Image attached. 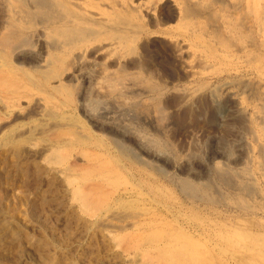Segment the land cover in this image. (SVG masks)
Returning <instances> with one entry per match:
<instances>
[{
  "label": "rangeland",
  "instance_id": "obj_1",
  "mask_svg": "<svg viewBox=\"0 0 264 264\" xmlns=\"http://www.w3.org/2000/svg\"><path fill=\"white\" fill-rule=\"evenodd\" d=\"M30 1L0 0V34L13 28L18 46L32 40V47L14 51L0 46V264H264V0H165V16L170 6L177 8L175 14L189 7L193 11L187 19L176 16L164 25L150 23L146 14L159 0H80L87 13L112 21L126 17L156 35L159 43L183 41L208 62L195 67L198 73L189 79L175 74L167 86V95L176 99L170 112L183 109L178 98L203 92L197 89L200 84L207 85V93L209 88L220 90V110L208 105L199 123L172 134L178 159L151 157L141 139L117 127V118L132 114L126 102L148 99L145 88L132 81L121 88L128 95L125 109L108 100L97 113L85 109V89L115 68H102L106 62L92 56L76 57L89 45L105 43L108 34L94 44L65 45L61 32L72 35L77 25L29 21ZM59 1L68 3V10L62 5L59 12L76 10L69 0ZM140 3L143 10L132 14ZM55 41L54 50L50 45ZM134 44L126 49L140 53V43ZM156 53L149 48L140 54L150 62ZM122 57L132 59L126 53ZM152 74L168 82L161 67L155 66ZM240 113L251 124L227 131ZM222 139L234 145V159H227ZM116 143L130 149L129 158L121 157ZM192 153L198 155L190 168ZM225 164L241 173L250 167V181L259 191L254 201L242 203L222 188L225 197L219 203L198 204L174 185L182 177H207L211 168Z\"/></svg>",
  "mask_w": 264,
  "mask_h": 264
},
{
  "label": "bare ground",
  "instance_id": "obj_2",
  "mask_svg": "<svg viewBox=\"0 0 264 264\" xmlns=\"http://www.w3.org/2000/svg\"><path fill=\"white\" fill-rule=\"evenodd\" d=\"M69 3L74 5L73 8L74 7L76 8V10L74 12L73 11L72 12L67 11L68 8H66V6L64 5L66 3H63L62 1L60 2L59 0H32L27 5V7H29V10H30L27 16H28V18H30L29 21L35 22V23L39 22V23L44 24V25H53L56 23V21L60 24L69 23V22L75 23L77 26L74 27V29L70 30V31H72V35H69V33H66V31L64 33L61 32V34H60L61 38L64 40L65 45L72 44L73 42H76V41H89V43H92L93 41L96 42V40H98V38H101L104 35L108 34L109 40H106L105 43L100 42L99 45H94L92 47H91V45H89L85 49H83V51L81 52L80 55H78L76 57V61L77 60L82 61L83 59H86L88 56H92V57H95L97 59H101V61L103 60L104 62L103 61L102 62L104 63V65L106 62V64L108 66H104L102 68H106V69L115 68V71L108 72V74H105L101 78H98V79L96 78L97 80H95L91 85L89 83L90 87L85 89L86 90L85 96H83L85 98V103H86V107H87L85 109L91 111L92 113H97L100 110L99 107L104 102H106L107 100L110 103H112L111 105L118 104L120 107L126 106L128 104L127 107L129 109H127V110H130L129 114L132 113L131 116L125 114L126 116H122L119 119L117 118L116 124L118 125L117 127H120L122 129L121 131H124L122 133H124V135H125V134H128L127 132H129V133L132 132L130 134H133V136L135 134L139 138V140L141 139L140 141H142V143H143V145H141V148L146 149V151L148 152V154L151 157L153 156V157L158 158L157 155L167 154V155H171V157L172 156L177 157V159H178L180 156V150H179V148H176V146L174 145V143L172 141V137L174 135L172 136V134H174L177 129L179 130L181 126H185L188 123L197 124L196 121L198 119H200L201 116H203L201 113H202V111L208 109V105H212V107L215 110H220V107H221L220 106L221 103L219 102L220 90H219V88H216V87L220 86V89H222V87H221L222 85H219V86L216 85V87L212 86L213 88H216V89L212 90L211 88H209L211 90V92L207 93V92H205V89H207V85L200 84L198 86V88L197 87L196 88L198 89V91L203 90L204 93L200 92L201 94L198 93L199 94L198 95L195 93L196 95H194L192 92V94H190V96H189V94L187 95L186 100H182V101H181V97L179 96L180 98H178L179 100H177V102L183 103L184 107H183V109L180 108L182 110H175L173 112H170L169 110L173 109L172 104L175 103L176 99H173L171 96L167 95V93H166L168 90L167 86L169 87V85H171L175 81V80H173L175 77L174 76L175 74L178 75L179 77L180 76L184 77V79H189L190 77L196 76V74L198 72H196V70L194 71L195 67L202 66V68H203V64L205 66L206 61L202 57L192 54L189 47L183 41L182 42H179V41L173 42L172 41L171 45L165 46V45L159 43L158 37L156 35H154L152 32L148 31L146 28L142 27L139 24H136L135 22H133L135 24L128 23L125 19L126 17L124 18V17L119 16L118 19L115 18L116 20L112 21V20H110V18L106 19L107 17L105 18L104 16H103L104 17L103 18L102 16H100L96 13H92V12L87 13V11L86 12L83 11V8L81 7V4H80V0H69ZM23 4L26 5L25 2H23L22 5ZM125 4H126V2H125ZM189 4H191V3H189ZM62 5L65 6V9H67L63 13L58 11V9ZM166 5L167 4H166L165 0H159L154 5H151L153 7L148 9V11L146 12L150 23H155L157 21H161L160 24L164 25L168 22L176 21L175 20L176 16H177L178 21H180L181 19L184 20V19L188 18L187 13L190 12L189 14H191V11H193L192 10L193 7H191V9L189 7V10L187 8V10H185L184 12H182V13L177 12L178 14L177 13L175 14V12H173V9L175 11V10H177V8L175 6H173V7L170 6V7H168V15L169 16H165L164 10L166 8ZM119 7H120V5H119ZM121 7H122V4H121ZM127 8H129V7H126V9ZM142 10H143L142 4L141 3L136 4V6L132 7V14H134V13L136 14V12H139ZM122 11H124V10H122ZM142 13H144V12H142ZM192 15H193V13H192ZM192 15H190V16H192ZM77 22H79V23H77ZM11 29H12V31H11ZM11 29H10V31L8 30L6 33L0 34V46L2 48L13 50L15 48H21V47L22 48L23 47H32V40L27 39V38L25 40H22V42L19 43V46L14 45V43L16 44L15 41H17V40H15V39H17L18 34H17V32L13 31V28H11ZM48 29H50V28H48ZM95 42H93V44ZM166 42H164V43H166ZM132 43H135L138 45L140 43V45L139 46L137 45V46L139 47V50H141L142 54L144 52H146L149 48H154V52L157 50L156 55L157 54L158 55H157V57H155L152 60L154 62H152L150 59V62H152V64H150L149 59L147 57L149 55V52H148L147 56L146 55L141 56V54H140L141 52L140 53L137 52L138 51L137 48L129 49V50L126 49V46L132 45ZM57 44H59L57 41L52 42L50 45V48H52V49L57 48ZM40 51H42V49ZM125 53L127 55H131L132 59L129 61H124L122 56L123 55L125 56ZM150 55H151V53H150ZM206 63H208V62H206ZM155 66L161 67L162 71L167 76L165 79H168V82L162 83L160 81L161 80L160 78H158V77L156 78V76L154 74H152V70L155 68ZM132 69H134L135 71L131 72L130 70H132ZM240 78L238 79V82L241 81ZM227 79H229V78H227ZM162 80H164V78ZM131 81L133 84L135 83L137 86L145 88V91H146L145 94L146 95L148 94V99H146L145 101L140 100L142 98H138V96L135 95L134 97L138 98L140 101H134L130 104L128 102H126L127 104L125 103L124 100H126V99H124V98L128 95H125L126 93L122 92L121 88L124 87V85H126L128 82H131ZM158 82H161V83H158ZM224 82H225V80H224ZM235 82H236V80H235ZM215 84H216V82H215ZM185 94H187V93H185ZM113 95L116 96V97H113L114 100L112 99ZM183 96H185V95H183ZM109 99H112V100H109ZM209 101H210V103H209ZM119 106L116 105V107H118V108H119ZM123 109H125V108H123ZM198 111L199 112L201 111L200 114ZM127 113H128V111H127ZM244 113L246 114V112H244ZM120 115H121V113H120ZM249 118L250 117H248V119ZM146 119H148L149 121L151 120L152 122L150 121L147 124V122L145 121ZM248 119H247L246 115H244L243 113H240V116H237V117L235 116V118H234L236 123L233 124L234 125L233 128H232V126H230L229 124L227 125V123H226V125H227L226 130L229 132L233 131L232 129H236V126L240 130L246 129L245 122L249 121L248 123H250V120H248ZM232 123H233V121H232ZM232 123H230V124L232 125ZM122 125H124V126H122ZM223 129H224V127H223ZM125 131H127V132H125ZM227 131L225 133H228ZM235 134H238V133H235ZM119 135H121V134H119ZM120 137H122V136H120ZM225 137H227V136H225ZM75 139H77V138H75ZM219 139H221V138H219ZM222 141H224V144H226L225 146H223L224 150L223 149L222 150L224 151L225 155L227 156V159H229V160L234 159L236 156V149H235V147H233L234 145L232 143H231L232 146L228 145L227 143H229V142H226L227 139H226V141L222 139ZM118 144L116 143V145H118ZM114 146H115V144H114ZM192 147H194V146H192ZM119 148H120L119 154L123 158L128 157V156L130 157V155L132 154L129 151L130 149H128L125 145L119 144ZM203 148L204 147H202L201 151L203 150ZM199 150H200V148L198 149V151ZM196 152H197V150H196ZM120 155H119V157H120ZM196 155H198V154L192 153V154H190L191 157L189 156L190 160H191V164H192L190 166V168L195 166L194 156H196ZM137 156H135V157L131 156V157L137 159ZM260 156L262 159L261 169H263V171H264V146L260 150ZM240 157H238V158H240ZM132 158H130V160ZM124 159H126V158H124ZM135 161L137 162V160H135ZM137 163H139V162H137ZM132 164H134V163H132ZM139 164L141 165V163H139ZM206 176L207 177H203V176L202 177H196V176L192 177V175H191V177L190 176L189 177H182L176 181L173 179L174 180L173 182H175L174 185L177 187V189L180 191V193L184 196V198L186 197V199H188V201L191 200L194 203H198V204H205V203L213 204V203H217V202L219 203V200L224 199V197H225V195L221 192L222 188H224V189L226 188L229 190L228 192H230L231 194L233 193V194L239 196V198H240L239 200H241L242 203H245V204L247 203V201L249 199H252V198L254 199V197H256L259 194V191L257 189L258 186L256 187L254 182L252 183L250 181L252 179V176H253V175H251L250 167H248V169L242 170V173H241V172L236 171V169H234L230 165L225 164L221 167L218 166V168H216V167H213V169L211 168V172H209ZM249 177H251V178L249 179ZM229 198H231V197H229ZM228 201H229V199H228ZM230 203H231V201H230ZM232 203H233V201H232ZM235 203H236V201H235ZM237 204L236 205L234 204V205L237 206ZM251 204H252V202H251ZM253 204H254V202H253ZM237 209H239V208H237ZM247 209H249V207H247ZM247 209H245V210H247ZM251 209H252V207H251ZM0 229H1V227H0ZM3 259L4 258H2V256L0 255V260L2 261ZM10 261H12V260H10Z\"/></svg>",
  "mask_w": 264,
  "mask_h": 264
}]
</instances>
